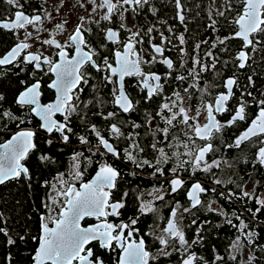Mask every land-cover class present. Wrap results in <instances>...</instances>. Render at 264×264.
I'll return each instance as SVG.
<instances>
[{
	"label": "snow or ice",
	"instance_id": "snow-or-ice-1",
	"mask_svg": "<svg viewBox=\"0 0 264 264\" xmlns=\"http://www.w3.org/2000/svg\"><path fill=\"white\" fill-rule=\"evenodd\" d=\"M4 2L15 11L8 19L0 17V30L12 32L16 42L10 50L0 52V71L7 75L16 69L18 71L15 75L27 72L32 78L30 81L27 79L19 81L23 85V90L16 96L15 104L39 118L42 122L39 127L49 137L46 141L49 146L57 139L67 145L73 136L81 145L87 146L83 151L74 152L72 167L68 173L60 172L53 181H44L41 185L50 191L47 198L41 200L37 209L39 212L37 235H29L27 232L12 233L7 226L8 220L0 212V235L6 238L5 244L9 249L4 256V264H14L11 248L17 245L18 240L36 243L35 254L31 256L33 264H73L74 261L78 264H107L109 257L106 253L118 255L114 264H158L161 258H175L176 264H209L208 260L193 250L204 241L205 237L201 233L206 231L205 225L211 223L210 220L197 223L195 217L200 210L222 217L223 223L236 229L238 233L227 246L228 259L216 253L213 248V264L217 262L230 264V261L232 264H241V255L245 248H249L250 251L245 264H257L256 249L264 251V245L259 243L261 231H264V219H260L264 215V192L258 194L246 190V182L221 180L219 174L223 169L225 167L234 169L236 165L227 157L218 156L217 153H220L221 148L240 149L241 155L234 159L239 160L241 164L251 165L256 171L264 169V99H257L250 91L246 93L241 91L240 96L232 103L235 97L234 89L239 90L240 85L237 78L229 77L223 84L225 91L218 93L211 101H205L203 94L207 93V89L200 88L199 78L202 72L209 70V64L202 63L201 59L193 58V67L185 69L187 76L173 75L179 73V69L185 68V65L181 63L177 67L174 60L165 55L164 45H171L172 40L165 36L164 32H159L160 43H151L154 39L151 36L154 30L152 27L141 35L140 31H132L126 24V13L138 15L141 9L150 5V0H88V4L92 5L88 18L80 17L79 23L63 43L56 37L57 34L66 31L65 24H57L55 31L45 28L44 21L53 19L52 14L46 9H37L40 14L29 15L24 10L27 0L24 3L21 0ZM223 2L230 10V0ZM81 6L84 7L83 4ZM176 6L180 9L179 21L183 23L185 16L182 14L180 0H176ZM151 11L155 14L156 9L152 8ZM97 12L102 13L99 20L93 18ZM216 14L222 17L225 12L217 9ZM100 21L107 24L105 28L100 29L104 35L99 48H96L89 38L93 34L91 25L95 24L99 28ZM86 23L88 27H85ZM217 23L218 21L212 20L209 26L215 31ZM231 23L237 26L234 34L216 37V41L210 47L215 49L218 43L224 46L221 51H227L228 41L239 39L243 42L244 48L255 50L256 44L264 42V0H244L242 13ZM29 27L34 30L35 35L33 31L28 30ZM122 31L127 33L126 37L122 36ZM167 31L171 33L173 30L168 28ZM45 32L50 38L41 39L40 34ZM145 37H148L154 53L147 60L143 58L142 50L137 47L143 45ZM176 39L181 45L185 44L183 34L178 35ZM37 43L41 48L48 46L55 51L50 55L45 54L46 48L45 51L39 48L30 51ZM201 43L207 44L208 41L204 40ZM109 44L119 47L109 48ZM195 47L198 50L200 44ZM102 51L110 53L114 63L109 62V55H102ZM181 52L184 50L181 49ZM205 55L211 58V68L215 69L217 57L213 56L212 51H207ZM235 59L238 61V68L244 69L249 60V53L241 50ZM151 64H161L165 66L166 71L161 75L145 71L142 67ZM91 70L99 74V80L105 87L108 84L113 85L111 103L119 109V112L109 111L106 114L102 110L92 112L93 116H99L107 122L103 128L95 123L85 126L87 133L95 137V144L87 134L82 135L76 130L79 126L76 124L77 119L80 123L89 119V105L99 108L105 102L99 94L94 100L80 99L81 93L84 92L81 85L87 86L95 79ZM132 76L138 78V86L147 90L142 97L144 103L151 101L156 104V109L153 112L145 111L143 125L130 119L124 121V125L130 126L131 129L126 133L121 123L113 121L120 113L130 114L139 111L140 100L134 99L126 91L125 78ZM44 77H49L51 82L44 81ZM189 78L196 82L189 87L173 89L171 94L166 95L165 85L168 80L187 82ZM248 80L251 85L252 78L248 77ZM42 81L47 84L48 89L55 91L54 102H41L44 95ZM95 89L96 85L93 84L94 92ZM191 89L200 91L202 95L198 104L185 107L184 98L185 96L191 98ZM245 96L252 98L251 104ZM261 96H264V93H261ZM155 98H159L158 102ZM5 101L6 97L0 93V120L19 121L17 124L19 127L24 120L11 110H4L2 106ZM253 105L257 109L255 118L251 119L248 127L232 143H224L225 129L239 122H247L248 108ZM57 114L62 119L56 118ZM202 115L206 121L204 123L200 122ZM153 121H157L155 127ZM6 127V123L0 125V128ZM141 127H144L146 134L152 137L146 146H142L141 133L135 131ZM36 138V131L21 130L6 143L0 144V185L8 181L33 180L29 168L23 161L36 149ZM122 138L128 141V144L121 151L115 142ZM218 140L220 143H217ZM249 144L256 146L251 158L243 154L244 147ZM145 147H149L154 154L152 159L142 155ZM85 151L90 155L85 156ZM97 155L101 158L111 156L115 160L131 162L141 171L145 167L152 169L153 179L168 177L165 181L168 186L167 194L173 195L183 190L189 204L184 206L177 201L171 205L168 217L162 219L156 206L157 201H165V195L160 194L165 191L164 183H161L159 188L148 193L149 199H143V193L138 195L136 213L128 216L124 210L128 207L126 201L129 193L124 192L119 199H113V190L117 188L121 172L111 163L107 160H97L98 170L95 177L90 182H84L86 165L91 164L92 158ZM39 158L41 161L53 162L52 158L46 155ZM82 164L85 165L83 170ZM199 173L209 175L213 186L206 187L200 179H193ZM131 175L136 176L137 173L132 172ZM189 181L192 182L189 184ZM259 183L256 181L254 188ZM229 184L234 187L228 188ZM215 186L227 191L217 193ZM53 192L55 195H52ZM209 193L216 198L202 199L209 197ZM220 200L228 204L233 201L254 203L250 207H243L237 214L235 211L229 213L224 205L220 204ZM244 212L249 214L247 219L244 218ZM185 214H191L193 217L187 226L183 224ZM149 215L156 218L157 224H162L159 235H153L156 231L155 226H149L150 230L140 235L141 229L137 227L140 217ZM86 217L94 218L98 223L82 226L81 222ZM192 226H196L195 238H189L185 231V227ZM215 227L219 228L221 224H216ZM256 228H260L261 231H256ZM145 236L153 237L157 245L155 253L148 249Z\"/></svg>",
	"mask_w": 264,
	"mask_h": 264
},
{
	"label": "flooded vegetation",
	"instance_id": "flooded-vegetation-1",
	"mask_svg": "<svg viewBox=\"0 0 264 264\" xmlns=\"http://www.w3.org/2000/svg\"><path fill=\"white\" fill-rule=\"evenodd\" d=\"M189 2L190 0H180L181 7L183 9V15L185 16V20L183 23L179 21L178 13L180 12V9L176 6V0H150V5H146L144 9H141L139 11L138 15L133 14L132 12L126 13V24L127 27L132 29V31H140L141 35L144 34V31L148 29L149 27H152L154 30L151 33V36L154 37V39L151 41V43H160L159 39V32H164L165 36H168L172 40V44L168 45L165 44L164 47L166 48L165 55L169 58H172L174 60V64L178 67L181 63H184L185 68L179 69V73H173V75L176 74H184L187 76V71L185 69L193 67L192 60L193 58L198 59V50L196 49L197 43L191 46L190 41H188L187 34L190 32V29L188 25H186V19L191 14L190 10L187 9V6L185 2ZM22 3L25 2V0H21ZM81 4L84 5V7L81 6ZM244 7V5H243ZM46 9L48 13H51L53 16L52 20H45L44 21V27L47 28L49 31H55V26L59 23H64L66 31L62 34H57V39L60 40L61 43L65 42L68 35L71 34L75 28V26L79 23L80 17L88 18L89 13L92 10V5L88 4V0H27L25 3V11L29 15L34 14H40L37 12V9ZM152 8H155V14L151 11ZM15 9H12L11 6L7 5L4 0H0V17L4 19H8L12 12H14ZM243 11V9H242ZM241 11V13H242ZM240 13V14H241ZM102 13L97 12L94 19L99 20V17ZM66 22V23H65ZM107 22L100 21L99 28L96 27L95 24L91 25L93 28V34L89 38L92 42L93 47L99 48V44L101 43L102 37L104 35L103 32L100 31V29L105 28ZM232 25V24H231ZM89 25L86 23L85 27H88ZM109 27H114V25H107ZM235 26L234 31H231L229 35L234 34V32L237 30V26ZM172 28V32H168L167 29ZM29 31H33V34L35 35L34 30L29 27ZM159 30V31H157ZM122 36H127V33L122 31ZM180 34H183L185 36V44L181 45L179 43V40L176 39V37ZM41 39L43 38H50L48 36V33H41ZM21 36H23V31L21 30ZM143 45H138L137 47L142 50V55L145 60L150 59V55L154 54L152 53V48L149 43L148 37L144 38ZM239 43L238 52L241 50H246L249 53V56L253 51H255L258 47V44L255 45V50L244 48L243 42L239 39H235ZM16 42V37L12 32H9L7 30H0V52H4L5 50H10L11 46H14ZM106 42V41H105ZM109 48L113 47H119V45H108ZM40 49L41 51H45V48L47 51L45 52L46 55L52 54L55 49L44 46L43 48L40 47V45L37 43L30 51H36L37 49ZM181 49L184 50V52H181ZM186 53V55H185ZM102 55H109V62L114 63V58L110 55V53L106 51H102ZM202 63H206L205 61L201 60ZM238 62V61H237ZM143 69L145 71H152L156 72L158 74H163L166 71L165 66L161 64H151V65H142ZM18 71L16 69H13L11 72H8L7 75L4 74L3 71H0V93H2L6 97V101L3 103V109L4 110H11L15 115L21 117L24 120V123H20L19 127H17V124L19 121H11V120H0V125L7 124L6 128H0V144H4L7 142L13 134L16 132H19L21 130H33L37 132V138H36V144L37 147L35 150L31 151L29 153L28 158L23 161L25 166H27L30 170V164L33 162V159L38 161L40 159L39 157L42 155L49 156L47 153H43L41 151V145H45L46 147L49 146L46 141L49 139L48 135L39 127V125L42 123L39 118L35 117L34 115H31L28 113L27 109L20 108L17 104H15V98L18 96L19 91L23 90V85L19 83L21 79H27L31 80L32 78L29 77L27 72L21 73L19 76L15 75V72ZM92 71L93 77L95 79L91 80L89 82V85L84 86L81 85V87H84V92L81 93L80 99L87 101V100H94V98L99 94V97H101L105 102L99 106V108L95 107L94 105H89V119L85 120L83 123H80V121L77 119L76 124L79 125L76 130L80 134H87L88 138L95 144V137L91 135L90 133H87L86 125L90 126L91 124L95 123L98 127L103 128L104 124L107 123L101 119L99 116H93V111H103L105 114L109 111H117L119 112V109L115 107L111 103L112 101V95L111 91L113 88V85L108 84L106 87L100 82L99 80V74L96 73L94 70ZM199 71V69H197ZM235 78L237 76H233ZM44 81H47L48 83L51 82L49 77H44ZM42 91L44 92V95L41 97L42 103H51L55 100V91L53 89H48L47 84L44 83ZM138 78L135 76L132 77H126L125 83H126V91L136 100H140L139 104V111L130 113V114H123L120 113V115L117 117V119L113 122H119L124 126V131L127 133L131 131L130 126L124 125V121L126 120H133L137 123H141L143 125L145 120V111L147 112H153L156 109V104L153 102H148L147 104L144 103L142 97L146 94V89H142L140 86H138ZM192 78H189L187 82L184 81H174V80H168L167 84L165 85V93L166 95L171 94L173 89H181L183 87H189L190 84L195 83ZM96 85L95 92L92 90V85ZM224 81L216 84L214 81V69L209 68L208 71L202 72L199 78V86L201 89H207V93L203 94V99L205 101H211L218 93L225 91L223 87ZM242 89V88H241ZM239 90L235 92V97H233L232 103L235 102L236 98L240 96L241 91L245 92V90ZM192 96L189 98L188 96H185L184 98V106L185 107H191L195 104L199 103L200 97L202 93L200 91H197L196 89H191ZM247 98V96H245ZM264 98V96H263ZM158 102L159 98H155ZM82 106V105H81ZM257 112V109L254 107H251L248 109L249 113V119L247 122H239L237 125L232 126L231 128H227L224 131V143H232L234 139L240 135L250 124L251 119L255 118V114ZM58 119H62L59 114H57ZM74 119H76L74 117ZM200 122L204 123L206 122L204 119V116L202 115L200 117ZM157 121H153V127H155ZM135 131L141 133L140 139L142 140V146H146L149 144V142L152 140L151 135L146 134V129L144 127H141L140 129H136ZM107 136V133H104ZM54 136L56 134H53ZM55 143H59L60 145H63L61 147H71L75 146L79 151H83L87 146L81 145L77 138L75 136L72 137L69 144L64 145L59 142L57 139L52 146L56 145ZM117 147L122 151L125 147H127L128 141L124 140L123 138L119 141L115 142ZM217 143H220L218 140ZM63 149V148H61ZM78 151V152H79ZM256 151V146L249 144L247 147H244L243 154L248 156L249 158L252 157V154ZM85 156L90 155L88 152H84ZM143 156H146L149 159H152L154 154L152 153L151 149L149 147H145V151L142 154ZM218 156L223 155L224 157H227L230 161H232L236 167L234 169H228L224 168L223 172L219 174V178L222 180L223 177H225L227 174L230 175L234 180H236L238 183H245L247 184L248 191H255L258 193V190L260 186L263 184V176H264V169L260 171H256L251 167V165L241 164L239 160L234 159L235 157H238L241 155L240 149H226L221 148L220 153H217ZM69 165L66 170V173H68L72 167V155H69ZM97 160H107L109 163H111L114 167H116L121 172V179L117 181V188L113 190V199H119L124 192L129 193L128 200L126 201L128 207L124 210L128 216H133L134 213H136V208L138 206L137 196L143 193V199L147 200L149 199L148 193L156 190L159 188V185L161 183H164L165 191L161 192L160 194L165 195V201L168 203H165V201H157L156 206L160 210V216L162 219H166L169 215L171 205H174L177 201L187 206L189 204V201L187 200L186 193H183V190L181 193H176L173 195H168V186L165 183V181L168 179V177H164L162 179H153L151 176L152 169H149L145 167L143 171L140 169H137L131 162H125L122 160H115L111 156L106 157H99L98 155L92 158V163L87 164V171L84 176V182H90L91 179L95 177L96 171L98 170V164L96 163ZM85 165L82 164L81 168L84 169ZM136 172V176H132L131 173ZM227 175V176H228ZM241 177L243 178L241 180ZM185 178L187 179V174H185ZM200 179V181L206 186L211 187L210 183H207L205 180L209 179L211 180L210 176L204 173H199L197 177H194L193 179ZM21 181V180H19ZM28 183V186H32L30 181L26 180ZM256 181H259V185H256L254 188V185ZM192 181H189V184ZM77 187H79V182H77ZM213 207H216V205H213ZM195 211V210H193ZM197 215V213H196ZM189 217H192L191 214H185V217L183 219V224L185 226L188 225V222L185 220ZM124 219H127V217H123ZM111 219V218H110ZM98 223L94 218L86 217L84 221L81 222L82 226H88L89 224ZM149 226H155L156 231L153 235H159L160 234V227H162V224H157L156 218L149 215V216H141L140 222L137 225L141 229L140 235H143L145 232L149 231ZM186 231V227H185ZM187 233V232H186ZM146 244L148 245V249L155 253L157 245L155 241L153 240L152 236H145ZM119 252V250H117ZM250 253L246 252L243 255L242 264H245V262L248 259ZM106 255L109 257L107 264H114L115 260L118 258L117 254L112 253H106ZM259 259V258H258ZM73 264H78V262H73ZM158 264H176L175 258H168L164 259L161 258L160 262ZM257 264H264V259H259L257 261Z\"/></svg>",
	"mask_w": 264,
	"mask_h": 264
},
{
	"label": "trees",
	"instance_id": "trees-1",
	"mask_svg": "<svg viewBox=\"0 0 264 264\" xmlns=\"http://www.w3.org/2000/svg\"><path fill=\"white\" fill-rule=\"evenodd\" d=\"M185 4L187 9L191 12L186 19V25H188L190 29L187 37L191 46L195 43L200 44L198 59L205 61L209 64V68H211L212 61L211 58L206 57V52L212 51L213 56L217 57L216 68L214 69L215 83L219 84L227 77L237 76L240 89L242 88L246 92H252L257 99H264L263 96H261V93H264V42L258 44L257 49L250 54L244 69L238 68V62L235 59L239 47L237 41L229 40L227 51H221V48L224 46L218 43L215 49L210 47V45L216 41V37L228 36L231 31H234L235 26L231 21L241 13L244 0H230V10L227 9L223 0H214V2L213 0H190L189 2L186 1ZM217 9L224 11L225 15L222 17L218 16L216 14ZM212 20L218 21L215 26V31L209 26ZM204 40H207L208 43H201ZM248 77L252 78L251 85H249ZM239 90L236 89V91ZM245 99L249 100L251 104V97ZM251 107L255 108L253 105L248 109ZM55 144L56 145L51 147H46L44 144L41 145V151L50 155L53 161L52 163L41 161L40 159H38V161L33 159V162L30 164L31 175L33 176V180L30 181L32 186L29 187L25 179L21 181H8L4 185H0V212H2L4 217L8 220L7 226L12 233L24 234L27 232L29 235H37V220L39 215L37 209L40 207L41 200L46 199L50 191L41 185L44 181H53L60 172L66 173L69 165L68 156L79 151L75 146L61 147L63 145L59 143ZM227 175L222 178L225 182L229 179H233L230 175ZM205 181L212 184L209 179ZM262 181L263 184L260 186L258 194L264 191V176ZM227 187L233 188L234 185L229 184ZM221 190L227 191V189L223 188H221ZM219 192L220 190L217 189V193ZM208 198L216 197L211 193H209V197H202V199ZM253 203L254 201H233L231 204H228L224 200H220V204H223L229 213L235 211L237 214L240 213L243 207H250ZM40 210L43 211L42 209ZM243 215L244 218L247 219L249 214L244 212ZM192 218L193 217L187 218L185 222L187 221L189 224ZM195 218L198 224L204 220H210L211 223L205 225L206 231L201 233V235L205 237L204 241L199 246H195L193 250L196 251L198 255H202L208 260L209 264H213V248H215L216 253L228 259L229 254L227 246L238 235L236 229L223 223L222 217L214 215L213 213H207L204 210L197 212ZM260 219H264V215H262ZM216 224H221V227L216 228ZM195 230L196 226L186 227L187 236L189 238H195ZM256 231L261 230L260 228H256ZM5 240L6 238L0 235V264H4V256L9 251L6 247ZM259 243L264 245V231H261ZM36 247V243H25L18 240L17 245L11 248L14 264H33L31 256L35 254L34 250ZM246 252L250 253L249 248L243 250L241 264L243 255ZM255 255L260 260L261 258L262 260L264 259V251L260 248L256 249ZM230 264H232L231 261Z\"/></svg>",
	"mask_w": 264,
	"mask_h": 264
},
{
	"label": "built area",
	"instance_id": "built-area-1",
	"mask_svg": "<svg viewBox=\"0 0 264 264\" xmlns=\"http://www.w3.org/2000/svg\"><path fill=\"white\" fill-rule=\"evenodd\" d=\"M210 186L212 187L213 185L212 184H210ZM216 187V189H218V190H220V191H222L221 190V188L219 187V186H215ZM264 192V191H263Z\"/></svg>",
	"mask_w": 264,
	"mask_h": 264
},
{
	"label": "water",
	"instance_id": "water-1",
	"mask_svg": "<svg viewBox=\"0 0 264 264\" xmlns=\"http://www.w3.org/2000/svg\"><path fill=\"white\" fill-rule=\"evenodd\" d=\"M243 51H246V50H243ZM246 52H247V51H246ZM227 78H229V77H227ZM227 78H226V79H227ZM226 79H225V80H226ZM225 80H224V82H225ZM37 118H38V117H37ZM16 133H17V132H16ZM13 135H14V134H13ZM10 139H11V138H10ZM10 139H9V140H10ZM5 143H6V142H5ZM201 183H202V182H201Z\"/></svg>",
	"mask_w": 264,
	"mask_h": 264
},
{
	"label": "rangeland",
	"instance_id": "rangeland-1",
	"mask_svg": "<svg viewBox=\"0 0 264 264\" xmlns=\"http://www.w3.org/2000/svg\"><path fill=\"white\" fill-rule=\"evenodd\" d=\"M52 195H55V193L53 192Z\"/></svg>",
	"mask_w": 264,
	"mask_h": 264
}]
</instances>
